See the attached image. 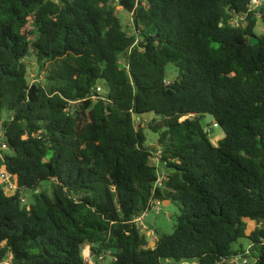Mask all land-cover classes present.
<instances>
[{
    "label": "trees",
    "instance_id": "obj_1",
    "mask_svg": "<svg viewBox=\"0 0 264 264\" xmlns=\"http://www.w3.org/2000/svg\"><path fill=\"white\" fill-rule=\"evenodd\" d=\"M250 2L0 0V169L16 182L0 185V262L264 264V2L259 16ZM151 201L179 210L152 247L134 222Z\"/></svg>",
    "mask_w": 264,
    "mask_h": 264
},
{
    "label": "rangeland",
    "instance_id": "obj_2",
    "mask_svg": "<svg viewBox=\"0 0 264 264\" xmlns=\"http://www.w3.org/2000/svg\"><path fill=\"white\" fill-rule=\"evenodd\" d=\"M116 10L118 11L117 16L119 20L121 21L124 29L126 31L131 32L133 30V23H132L131 15L125 12L124 10H122L120 6H118ZM255 33L257 35H261L264 33V26L260 20H258L256 24ZM25 61L28 63L29 73L36 74L38 67L36 65L35 57L31 55L27 57ZM167 75H168V78H167L168 80H170L175 75V71L171 65L167 66ZM101 84L103 85L102 82ZM101 84H99L100 87H102ZM150 116L151 114H144L142 116V119L146 121L148 117H149L148 119L151 118ZM212 129L213 131L209 133L210 141L212 144L216 145L218 140L221 139L224 135L222 133V130L219 127L213 125ZM143 131L146 136V141L144 144L145 147H157L156 142H157L158 134L150 131L146 127L144 128ZM155 159L156 158H153L152 161L158 165L157 159L156 160ZM158 168L159 170L161 169L159 165H158ZM42 185L48 192L50 191L49 183L43 182ZM24 200L26 204L30 202L29 193L24 194ZM158 206H159L158 210L149 211L146 214V216L143 218L142 223L139 224L140 232L145 236L150 247L154 246V242L159 236L168 235L173 232L174 225L176 223V217L179 214L178 208L170 202L162 201L158 204ZM239 244L246 247L249 244V241L246 239H240L236 245H239ZM82 255L85 260L92 262V256L90 254L88 245H83ZM110 263H111V256L107 255V257L102 261V264H110ZM181 264H184V263H181Z\"/></svg>",
    "mask_w": 264,
    "mask_h": 264
},
{
    "label": "built area",
    "instance_id": "obj_3",
    "mask_svg": "<svg viewBox=\"0 0 264 264\" xmlns=\"http://www.w3.org/2000/svg\"><path fill=\"white\" fill-rule=\"evenodd\" d=\"M264 0H251L249 6H248V12H253L256 11V14L259 16V11L258 8L262 6ZM131 15V14H130ZM241 19H243L241 17ZM42 79V76L37 77L36 74H31L28 73V80L30 84H33L35 82H39ZM89 98L92 100H97V99H102L103 98V89L99 85H97L95 88L91 89L89 93ZM215 126H217L215 124ZM3 133H4V128L2 126V122L0 121V158H2L3 151L7 149V145L3 140ZM156 160V159H155ZM160 178L158 179V184L160 183ZM0 185L2 189L4 190H15L16 189V182L14 181V177L6 171V169L2 168L0 169ZM158 202L156 201H151L148 209L144 211L140 216H137L134 218V222L141 224L143 218L146 216V214L149 211H156L159 209ZM248 253V249H245V254ZM87 261V260H86ZM89 262V261H88ZM253 260L251 258H248L242 254L235 255L229 259H223L222 263L226 264H252ZM184 264H190L183 262ZM0 264H11L10 261V256L7 255L1 262Z\"/></svg>",
    "mask_w": 264,
    "mask_h": 264
},
{
    "label": "water",
    "instance_id": "obj_4",
    "mask_svg": "<svg viewBox=\"0 0 264 264\" xmlns=\"http://www.w3.org/2000/svg\"><path fill=\"white\" fill-rule=\"evenodd\" d=\"M257 42H258V39L256 37H251L250 40H249V43L250 44H256ZM211 121H213V117H212V115H208L206 117V119H205L206 124L210 123ZM212 131H213V129L210 128V131L209 132H212ZM152 152H154V149L152 150ZM164 170H165V167L163 168V172H164Z\"/></svg>",
    "mask_w": 264,
    "mask_h": 264
},
{
    "label": "crops",
    "instance_id": "obj_5",
    "mask_svg": "<svg viewBox=\"0 0 264 264\" xmlns=\"http://www.w3.org/2000/svg\"><path fill=\"white\" fill-rule=\"evenodd\" d=\"M15 181V180H14Z\"/></svg>",
    "mask_w": 264,
    "mask_h": 264
}]
</instances>
